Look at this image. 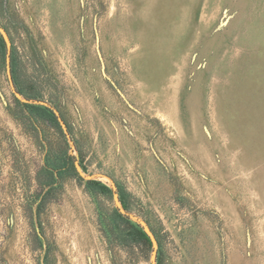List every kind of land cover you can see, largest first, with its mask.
I'll return each instance as SVG.
<instances>
[{
  "label": "rangeland",
  "instance_id": "374dc122",
  "mask_svg": "<svg viewBox=\"0 0 264 264\" xmlns=\"http://www.w3.org/2000/svg\"><path fill=\"white\" fill-rule=\"evenodd\" d=\"M0 264H264V0H0Z\"/></svg>",
  "mask_w": 264,
  "mask_h": 264
},
{
  "label": "trees",
  "instance_id": "16d2710c",
  "mask_svg": "<svg viewBox=\"0 0 264 264\" xmlns=\"http://www.w3.org/2000/svg\"><path fill=\"white\" fill-rule=\"evenodd\" d=\"M66 160H67L68 162H72V164H73V168H74V170H75V161H76V158L73 157V156H68V157H66ZM88 183H89V185H92V186H98V187L104 188V189H106L107 191H109V189H107L106 187L102 186L99 182H96V181H89ZM120 201H121V203H122V205H123L124 210L127 211L128 213H130V210H129V208H128V205H127L126 200H125V198L123 197V195H120ZM128 224L131 225V222L128 221ZM132 226H133V225H132ZM136 230H137V233L140 235V237H141L142 239H144V240H148L147 235H146V233L143 231V229H137V228H136Z\"/></svg>",
  "mask_w": 264,
  "mask_h": 264
},
{
  "label": "water",
  "instance_id": "95a60500",
  "mask_svg": "<svg viewBox=\"0 0 264 264\" xmlns=\"http://www.w3.org/2000/svg\"><path fill=\"white\" fill-rule=\"evenodd\" d=\"M9 50H10V47H9ZM8 70L10 71V67H9V66H8ZM149 235H150L152 241H153L154 243H156V240H155V238L153 237V235H151V234H149Z\"/></svg>",
  "mask_w": 264,
  "mask_h": 264
}]
</instances>
